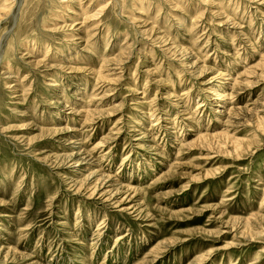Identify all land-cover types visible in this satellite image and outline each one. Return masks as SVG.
Here are the masks:
<instances>
[{
  "label": "rangeland",
  "instance_id": "374dc122",
  "mask_svg": "<svg viewBox=\"0 0 264 264\" xmlns=\"http://www.w3.org/2000/svg\"><path fill=\"white\" fill-rule=\"evenodd\" d=\"M0 264H264V0H0Z\"/></svg>",
  "mask_w": 264,
  "mask_h": 264
},
{
  "label": "bare ground",
  "instance_id": "6f19581e",
  "mask_svg": "<svg viewBox=\"0 0 264 264\" xmlns=\"http://www.w3.org/2000/svg\"><path fill=\"white\" fill-rule=\"evenodd\" d=\"M6 13H7V12H6ZM214 95L218 96L219 94L216 93V94H214ZM87 110H88V109H87ZM76 115H79V114L76 113ZM87 121H90V120H87ZM85 123H87V122H85ZM96 171H97V170H96ZM96 171H95V172H96ZM94 193H95V190L92 192V194H94ZM101 195H102V194H101Z\"/></svg>",
  "mask_w": 264,
  "mask_h": 264
}]
</instances>
